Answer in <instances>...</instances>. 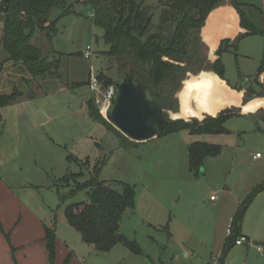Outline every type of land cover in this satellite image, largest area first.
<instances>
[{"label":"rangeland","instance_id":"1","mask_svg":"<svg viewBox=\"0 0 264 264\" xmlns=\"http://www.w3.org/2000/svg\"><path fill=\"white\" fill-rule=\"evenodd\" d=\"M64 2V8L50 12V22H57L51 39L40 31L31 39L45 57L60 61L59 78L33 79L26 66L8 61L0 43V96L19 95L0 109L2 183L12 189L20 205L30 207L55 230L58 242L73 253L69 264H264V190L255 196L241 227L251 243L233 245L223 258L229 217L226 208L218 207L225 195L246 196L263 182L264 123L257 117L231 116L224 136L179 130L136 143L94 121L87 111L89 103L104 119L105 115L90 91L91 71L99 76L104 93L123 75L118 60L106 55L110 47L104 42V30L94 25L88 1ZM236 2L247 21L264 31V0ZM145 4L157 8L153 23L158 24L159 0ZM88 47L93 49L90 59L84 54ZM263 49V37L254 35L239 43L236 54L223 52L230 84L245 82L239 79L241 72L255 80ZM204 57L208 61L207 50ZM29 91L36 96L28 98ZM169 109L175 111L176 104ZM39 112L47 119L42 125L35 124ZM196 142L221 150L219 156L204 159L198 176L189 167V148ZM258 153L263 157L254 160ZM97 163H101L100 179L110 187L135 189V208L124 214L119 231L140 254L122 244L100 253L86 246L67 222L65 207L85 202L86 195L80 193L64 205L56 186L81 172L85 183ZM66 190L61 187V193Z\"/></svg>","mask_w":264,"mask_h":264},{"label":"trees","instance_id":"2","mask_svg":"<svg viewBox=\"0 0 264 264\" xmlns=\"http://www.w3.org/2000/svg\"><path fill=\"white\" fill-rule=\"evenodd\" d=\"M87 1L92 9L94 25L104 30V42L110 47L106 55L117 59L120 66L125 63L131 64L135 75L152 90L155 98L168 105V109L171 104H176L173 92L179 88V82L185 73H196L201 69L214 71L222 80H226L232 89L238 92L245 91L244 103L255 97H264V85L258 80L264 73V56L254 81L255 86L234 87L225 77V65L221 57L223 52L233 51L236 54L239 43L246 37L260 35L264 39V31L247 21L236 0H159L158 9L161 13L158 24L153 23L157 8L146 5L145 0ZM224 4H230L239 12L240 24L246 29V33L240 34L233 41L223 40L217 51L219 59L209 63L204 57L206 47L201 42V30L207 17ZM56 7L64 8V0L0 2L1 46L8 54V61L14 65L26 66L33 79L60 77V61L50 60L39 48L31 45V39L36 31L44 33L48 39L55 33L57 22H50V12ZM67 12L70 11H66L65 14ZM18 98L19 95L14 92L0 96V109L16 102ZM87 107L88 114L94 121L102 123L115 133H120L98 114L92 103ZM235 115H239V109L233 107L225 109L215 118L209 116L203 122L194 120L192 123H185L183 120L172 122L168 120L169 123L161 134L179 130H187L193 135L225 134L227 121ZM125 139L129 140L126 137ZM189 151V167L196 176L199 175L198 172L207 156L215 157L220 154L218 147L205 143H195ZM100 165L101 163L95 165L94 170L89 173V180L85 183L81 181L84 176L81 172L70 174L63 180V184L56 186L60 202L64 205L80 193L86 195L85 202L71 203L65 207L64 215L67 222L80 234L85 245L92 246L100 253L109 252L116 245L122 244L134 254H140L136 244L129 242L119 231L124 214L135 208V189L130 185H123L122 190L110 187L106 181L100 179ZM61 187L67 189L65 193H61ZM263 190L264 179L236 210L221 258L225 257L229 248L237 245L236 241L243 236L241 227L247 210L255 196ZM44 229L49 264H55L57 233L47 226ZM0 230L3 232L1 223ZM6 237L9 240L10 235L6 234ZM71 258L69 255L63 264H69Z\"/></svg>","mask_w":264,"mask_h":264},{"label":"crops","instance_id":"3","mask_svg":"<svg viewBox=\"0 0 264 264\" xmlns=\"http://www.w3.org/2000/svg\"><path fill=\"white\" fill-rule=\"evenodd\" d=\"M214 12L217 13L216 20L209 25V19ZM231 13H233L237 25V29L233 33H232L233 27L227 25L230 23ZM244 33H246V29H244L240 24L239 12L230 4H224L221 7L215 9L207 17L206 23L201 30L200 38H201V42H203L204 46L206 47L207 57L209 56L210 53H212L215 56V61H217L219 59V57L217 56V51L220 49L223 40L229 39L233 41L240 34H244ZM247 39H250V37L244 38L243 41H246ZM212 41H216V46L214 48L211 46ZM245 53L249 54L247 49ZM222 61H223V57H222ZM225 77L227 81H230L227 78L226 74ZM240 78L242 79V81L245 82L240 83V85L238 84L235 85L231 84V85L234 87H243V88L247 86H255L254 83L255 80L253 81L254 78L253 79L250 78L245 72H241L239 79ZM258 80L261 85H264V73L259 76ZM223 81L226 82V80ZM240 92L242 93V103H244L243 97L245 91H240ZM235 108L239 109V115H235V116L254 117V118L257 117L259 121L264 123V118L258 117V114L262 113L264 111V108H261L255 114H251V113L244 114L240 107H235ZM226 133H228V131ZM226 133L210 134V135L224 136L226 135ZM196 143H201V142H196ZM207 145H213V144H207ZM219 151L221 154L220 148ZM262 157L263 156H261L258 159H261ZM258 159H254V160H258ZM244 196L245 195L239 197H232V196L230 197L229 195L227 196L225 195L222 204H218L219 205L218 207L221 206L223 208H226L225 210L227 214L226 216L229 217L228 235L230 233L229 227L232 218L236 210L238 209V207L240 206V204L243 202V200L246 198L247 195L245 197ZM217 200L218 199L216 198L213 201H217ZM0 223L3 229V232L0 230V264H49V253L45 247V241H44L46 235L44 231L45 230L44 227L46 226V224L42 222L41 218H39V216L30 207L26 206L25 204L20 205V203H18L12 189L10 187H7L5 184H3L1 179H0ZM6 234L10 235L9 240H7ZM60 245H61L60 242H58L57 240V246H56L57 264H63V262L67 259V257L69 255L72 256L73 254V253L71 254L70 249L68 247H65L64 245L61 246ZM239 247H243V246H239Z\"/></svg>","mask_w":264,"mask_h":264},{"label":"water","instance_id":"4","mask_svg":"<svg viewBox=\"0 0 264 264\" xmlns=\"http://www.w3.org/2000/svg\"><path fill=\"white\" fill-rule=\"evenodd\" d=\"M117 67L123 76L113 85L114 94L105 119L131 142L146 143L159 136L169 123L168 105L154 97L152 90L135 75L131 64ZM27 93L28 98L36 96L32 91ZM46 121L39 112L35 124L42 125Z\"/></svg>","mask_w":264,"mask_h":264},{"label":"clouds","instance_id":"5","mask_svg":"<svg viewBox=\"0 0 264 264\" xmlns=\"http://www.w3.org/2000/svg\"><path fill=\"white\" fill-rule=\"evenodd\" d=\"M208 62H215V56L212 53L208 56ZM219 82H221L219 74L211 70L201 69L196 73L186 72L184 78L179 82V88L173 92L176 110L169 109L167 117L191 123L192 120L202 121L206 116L215 118L224 108L236 106L222 98H217L215 107L212 106L210 97ZM261 108H264V97H255L243 105L242 112L255 114Z\"/></svg>","mask_w":264,"mask_h":264},{"label":"built area","instance_id":"6","mask_svg":"<svg viewBox=\"0 0 264 264\" xmlns=\"http://www.w3.org/2000/svg\"><path fill=\"white\" fill-rule=\"evenodd\" d=\"M87 53V55H86ZM85 57L90 59L93 56V49L92 47H88L87 50L85 51ZM90 91H92L95 95V103L99 107H101V112L104 114V111L107 112L108 108L110 107V103L114 94L113 87L110 89V92L104 93L102 90V83L99 79L98 75H95L93 71H91L90 74ZM261 157V154L259 156H255L254 159H258ZM212 199H216L214 196H212ZM251 241L249 240L248 237L242 236L240 237L237 241L236 244L237 246H244L245 244L248 245L250 244ZM258 251H262V248H258Z\"/></svg>","mask_w":264,"mask_h":264},{"label":"bare ground","instance_id":"7","mask_svg":"<svg viewBox=\"0 0 264 264\" xmlns=\"http://www.w3.org/2000/svg\"><path fill=\"white\" fill-rule=\"evenodd\" d=\"M216 14L217 13L214 12L212 14V16L210 17L209 25L216 20V16H217ZM230 17H231L230 23L227 25H229L230 27H233V31H232V33H233L237 29L236 19L234 18L233 13L230 14ZM204 38H206V37H204ZM211 46L214 48L216 46V41H212ZM217 98H222L223 100L227 101L228 103H232V104L236 105L234 107H240L241 109H242L243 105L247 104V103H242V93L230 88L226 84V82L223 81L222 79H221V82H219L215 86L213 93H212V96L210 97V103L212 104L213 107H215V100ZM226 108H229V107H226ZM231 108H233V107H231ZM223 110H225V108ZM222 111H220L219 114ZM105 114H106V111H104V115Z\"/></svg>","mask_w":264,"mask_h":264}]
</instances>
